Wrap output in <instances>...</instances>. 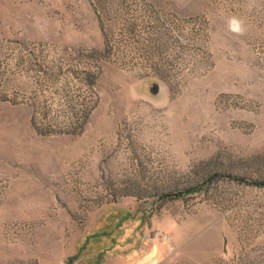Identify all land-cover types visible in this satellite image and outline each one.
I'll list each match as a JSON object with an SVG mask.
<instances>
[{"label": "rangeland", "instance_id": "374dc122", "mask_svg": "<svg viewBox=\"0 0 264 264\" xmlns=\"http://www.w3.org/2000/svg\"><path fill=\"white\" fill-rule=\"evenodd\" d=\"M129 256L264 264V0H0V264Z\"/></svg>", "mask_w": 264, "mask_h": 264}, {"label": "built area", "instance_id": "2783aa9c", "mask_svg": "<svg viewBox=\"0 0 264 264\" xmlns=\"http://www.w3.org/2000/svg\"><path fill=\"white\" fill-rule=\"evenodd\" d=\"M146 241L147 242L159 241L162 243H167V242H169V238L167 236L161 234L160 232H155L154 234H152V236L147 237Z\"/></svg>", "mask_w": 264, "mask_h": 264}, {"label": "crops", "instance_id": "0c3cea01", "mask_svg": "<svg viewBox=\"0 0 264 264\" xmlns=\"http://www.w3.org/2000/svg\"><path fill=\"white\" fill-rule=\"evenodd\" d=\"M132 257H134V256H129L128 258H126L127 260H125V261H129L130 260L132 264H136L137 260H135Z\"/></svg>", "mask_w": 264, "mask_h": 264}]
</instances>
